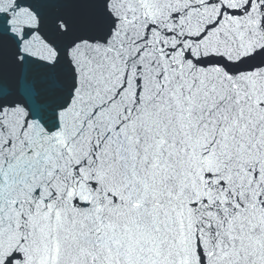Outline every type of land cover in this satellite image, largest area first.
<instances>
[{
    "label": "snow or ice",
    "instance_id": "6c2138e0",
    "mask_svg": "<svg viewBox=\"0 0 264 264\" xmlns=\"http://www.w3.org/2000/svg\"><path fill=\"white\" fill-rule=\"evenodd\" d=\"M0 264H264V0H0Z\"/></svg>",
    "mask_w": 264,
    "mask_h": 264
}]
</instances>
